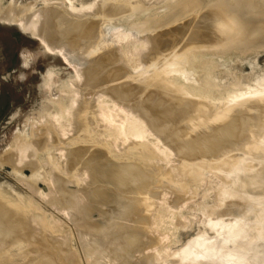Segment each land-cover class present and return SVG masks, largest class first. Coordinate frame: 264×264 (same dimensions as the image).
Here are the masks:
<instances>
[{
	"label": "bare ground",
	"instance_id": "6f19581e",
	"mask_svg": "<svg viewBox=\"0 0 264 264\" xmlns=\"http://www.w3.org/2000/svg\"><path fill=\"white\" fill-rule=\"evenodd\" d=\"M125 1L127 0H106L108 3H104L106 5L102 4L104 1L102 3L98 2L100 6H97V13H94L95 18L93 14V18L90 14H87L88 18L92 19L91 21L87 16H85L86 19L84 16V19H82L78 15L79 18H77V16H75L76 18L74 16L71 17L69 15L70 11L73 13L79 11L71 6L70 9L68 8L69 10L67 9L65 11V14H61L62 16L60 15V18L58 17L59 19L58 23H56V27L53 25L55 28L52 27L51 24L54 18L53 16H55L54 14L51 16L53 17L50 19L51 22L48 20V17H46V22L43 20L45 22V24L43 22V25L49 37H54L55 39H53L57 41L58 39L55 36L58 35V31L60 30L63 32H60L61 36L62 34H68L66 37L63 35L65 38L73 37L76 41H80L81 39L79 40V37L82 36V39L87 41V38L83 36H88V27V30L91 31H88L90 32V37H92V30L93 35L94 33L96 35L97 32L103 33V35L106 33L104 36H107V39L104 38L109 42L110 40L108 41L107 34L111 32V30L104 33L102 29H98L99 27L96 28V26H99L100 21L102 23L104 22L103 18H108L106 24L109 22L108 25L110 24L111 26L113 24L110 23V21L113 19V16L115 17L117 14L122 16L125 13L129 15L131 14L130 12L138 9V0H133V2H131L132 0L130 1V6L135 5L134 9H132L133 7L131 9L127 8L130 6L128 5L129 3L126 5L125 3L127 2ZM163 1L164 4H166V0H162L161 2ZM178 1L179 0H177L175 4L173 0H171L172 3L167 2V5L170 4L171 8L173 7V13L170 11L171 9L169 10L170 12L166 11L167 5H165L166 7L162 6V8L165 9L163 11L168 13L167 15L166 12L163 11H161L162 14L160 11H158L159 13L156 12L157 5L150 6V8L155 9L154 12H149L150 14L147 10H144L145 13L147 12V15L144 13L143 15H145V17L147 16V19L150 16L149 18H153V21H155V18H158V15L165 14L160 16L165 18H160L155 25L153 38L150 37V39H145L147 33H144L145 36L141 35L144 39L142 37H133L134 39L131 38V40L130 37H128L130 40L128 39L129 41H127L124 38L130 30H128L127 33H119L116 39L118 38L120 41L122 39L123 43L125 41L127 42H125V44L118 42L119 44H123L119 47L122 51L120 55H115V57H118L116 61L118 62L119 60V63L115 60L111 61L116 62L117 66H115L116 63H112V67L108 68L109 66L107 64L110 63L111 65L110 58H113L116 51L112 57L109 58L113 51L111 52V50L109 51L107 49L110 54H106L107 52L105 53V50H101L102 53L104 52L106 55H109L107 58L109 62H105L104 64V61L103 63L99 61L98 63L100 64L98 65L107 64V67L102 65V68L99 69L100 67L95 64L98 68L94 65L95 69H92V72L99 70L102 76L104 74L106 76L107 74L108 78L106 77L104 81L101 80L100 75V77L96 78V73V76L92 74L95 77L91 76L92 72L88 70L89 67L86 68L87 70L84 68L86 70V75L87 71H90L87 77L84 74L85 70L83 71V68L74 70L75 81H73L69 87H67V85L61 86V88L65 87V89H68L64 91V89L62 90L60 88L59 91L62 96L52 99L51 102L48 103L50 107L46 112L45 126H41L42 128L37 131L39 136L31 135L32 137H28L20 135L16 137L13 144L15 157L11 159L10 163L13 166L14 172L22 173L24 170H29L32 180L40 181L48 188V193L45 194L42 192L43 190L35 189L28 180L22 179L21 183L26 186V189H29L33 193L36 199L45 200L47 198L46 201H44L47 207L49 206V208L56 210L57 214L59 213L60 216L72 215L74 220L83 228L82 230L92 232V234H106V236L104 234L105 237L103 236L102 239L104 240L102 241L99 238L100 236L97 238L96 235L91 237V233H89V235L87 234L91 239H93L94 236L96 237L95 242L94 240H90L92 241L90 246V241L88 242L89 238L87 241H85V239L82 240L84 243H89L85 244L87 245L85 249L89 252L95 251V255L99 253L96 251L97 243H100L99 241L103 242V244L108 241L110 242L109 244H120L121 241L125 240L126 244L127 242L129 244V246L128 244L127 246L131 249H128L127 256L130 251L132 253L137 252L138 256H140L143 250L140 248L136 249L135 247L139 245L142 246L144 243L146 247L141 248L145 250L148 248L151 249L152 253L147 256L148 259H152L151 261L155 262V259L158 258V254L161 252L157 254L156 251H158L159 248H156L153 243L157 244V242L160 241L164 242L166 239L168 242V238L170 240V234L168 231L164 230V226H174L176 214L168 205V195L174 196L176 192L177 195L175 194V197L179 195L184 197L183 193H186L185 190L187 189L186 185H188V182L187 184L185 183L190 177L195 184L197 180L199 183L200 181L204 183H213L218 177H224L226 178L225 180H228L226 182H234L241 190H246V188L250 186H256L258 183H261V186L264 185H262V183H264V77L258 78V81H256L259 83V86L254 85L257 84L256 82L251 83L252 80L249 81L250 78H247V81L245 80L246 77H242L244 78L243 82H246L244 85H248L247 87H250V89L247 88L245 90L244 88L245 91H241L238 94V89L239 91L241 89L239 86H237L239 88L236 87V83L241 85L240 81L242 78L238 77V79L241 78L240 81L237 79L239 82L234 83L235 81L232 80L233 82L230 81L224 84V81H226L225 76L228 75V73L225 72V74L223 72L225 64L228 63V59H230L225 57L227 49L232 53L238 51V58L244 49L245 51L251 49L254 53L259 49V45H257L258 47L255 46V39H252L255 41H253L254 44L252 42V46L254 45L255 48H257L256 50H252L254 47L248 44L252 41L250 39L252 37L256 38L258 36L259 39L262 41L264 40V0H257V3L261 5H258V9L262 8V12H255L257 10V4L254 2L251 3L252 0H242L244 3H248L249 8L252 7L251 10L254 9L252 10L253 13L244 8L245 5L243 6L241 0H238V3L241 2V4L238 5L234 4L235 1L232 3V0H226L227 2H224L225 0H218L220 6H217L218 8L215 6V9L217 8L216 10L213 9L214 5H212L215 3L214 0V2L211 0V7L213 8L210 7L209 0H193L195 1L194 4L191 3L193 2L192 0H181L180 2L183 1L184 3L183 6V3L181 4L179 2L180 5ZM147 2L145 4H147ZM174 2L176 1L174 0ZM223 2L227 4L225 8L228 10L224 9ZM230 2L232 6L229 9L228 4H230ZM140 4V8L145 9V7H147L144 3V5H142V2ZM215 4L217 5V3ZM95 5L96 3L94 2L85 8L90 10L93 7L95 9ZM125 5L127 7L126 9L123 7V10H125L123 11L121 7ZM233 5L237 6L235 10ZM160 6L161 5H159V7ZM201 6L203 10L201 9L200 11V9L197 8H201ZM142 10L143 9H138L140 13L136 12L137 15L142 14ZM158 10H161V8H158ZM192 10L195 12V15L193 16L192 14V17L187 19L186 17H189L187 16L188 14L194 13ZM230 10H232V12H230ZM189 11L192 12L187 13ZM51 13L52 10L51 12L49 10L47 16H50ZM136 13L134 19L131 14L133 20L136 19ZM180 13H187V15L182 14L181 16ZM126 14L123 16L125 19L130 16L126 17ZM155 14L157 15L155 16ZM177 14H180L181 18L185 21L187 19V21L183 24L184 21L180 20L182 23H178L177 21L179 20L177 18V21L175 20ZM153 15L155 17H152ZM177 16L179 18V15ZM183 16H185V18ZM137 18L141 19L142 16L141 18ZM120 19H122V17H120ZM125 19L123 21H125V23L127 21L129 24L128 27H130L129 22L132 21H130V18ZM139 19L138 21H140ZM38 20L39 19L36 18L31 21L32 23L30 22V32H36L35 30L37 29L35 28ZM116 21L114 20V22ZM144 21L147 25L150 23L149 20V22L146 20ZM144 21L142 20V22L140 21L139 23L133 21L134 24H131L136 26V28H134V26L130 28L137 29L140 27L138 25L141 24L142 26V24H144ZM173 22L175 25H173ZM187 22L188 26L183 27L182 24L187 25ZM123 23L124 22L121 23L120 21L118 24L122 25ZM127 23L125 24L126 29H128ZM135 23L138 24L135 25ZM151 23L149 27L143 28L144 25L142 28L140 27L139 29H141V32L142 30L146 32V29H150V26L153 30V24ZM193 23L195 25H193ZM103 24L105 25V22ZM168 25H172V27L170 26L169 29L165 28L163 30V28ZM57 26L58 29H61H56ZM101 28L104 29L103 31H106L107 25ZM120 28L122 29L123 27ZM97 29L101 30V32ZM149 29L148 31H150L151 35L152 31ZM56 30H58V33ZM171 30H174V32L176 31V36H172L173 32ZM244 31L247 32H245L247 37L245 34L241 38L245 37L247 40L250 39V42L248 41L249 43H246L249 49L246 50L244 44V49L240 48L242 50L240 52L237 47H242L239 46L241 38L238 41L239 38L237 34L239 35L241 32L244 33ZM138 33L136 32V36ZM130 35L131 34L128 36ZM133 35L134 33L132 36ZM147 35H149V33ZM59 36L60 35H58V37ZM63 36L62 38H64ZM96 36H98V38L101 37L103 42L105 41L101 35L97 34ZM115 36H117V34ZM93 37L92 41L96 39L95 37L93 40ZM62 38L61 43L64 41L66 42L67 39L64 40ZM43 39L46 38L43 36ZM259 39L258 41L260 43L261 40ZM41 40L42 39H40V41ZM69 41H71V39ZM76 41L74 44H76ZM83 41L84 40L80 43ZM92 41L90 38L88 43H92ZM112 41L110 42L114 45V41ZM151 41L154 43H151ZM262 41L261 48L264 46ZM55 42L56 41H54V43ZM71 42H69V44L73 47V42ZM107 42L105 41V43ZM66 43L65 45L67 47L68 44ZM88 43L87 45L89 46ZM98 43L96 44L98 45ZM100 43L102 45L101 49H105V46L103 47L104 43H102V41H100ZM149 43L150 49L152 44V47L154 46V50L151 49L154 54H150L149 52H152L150 50L148 52L149 55H154L153 57L156 58L155 61L153 60L154 58L152 59L154 61L153 63L150 59L146 61L145 58L148 56L146 55L148 53L144 56L146 52L144 48L148 47ZM78 45L77 42L76 46L78 47ZM45 46H48V44ZM99 46L100 45L94 47L95 51ZM231 47L235 48V50L233 51ZM116 48L114 47L115 50H117ZM155 48H158L159 51L164 53L159 52L157 54ZM80 49L81 48L78 50ZM82 49L85 48L83 47ZM91 49H93V47ZM141 49L145 52H142L143 50ZM99 50H97V52L92 51L99 54L97 55L98 58L101 53H99ZM140 52H142L141 54L145 59H143L141 54L139 55L142 57L143 62H150L147 64L148 71H151L149 74L151 77H149V75L147 76L145 73L146 70L140 71L141 67L138 69V72L141 73L143 71L142 74L134 75L133 70H131L137 65L134 63V59ZM82 53L81 54L84 55L83 58H85V56L87 58L89 54V57H92L90 60L93 63L95 57L97 58V56H92L93 54L91 53V55L86 49ZM243 53H241V56ZM246 53L248 54L246 55L247 57L251 55H249L248 52ZM102 55L103 54H101L100 57H102ZM233 55L235 56V53ZM243 55L245 56V54ZM66 56L67 55H65V57ZM243 57H240V60L241 58L243 59ZM130 58H133L134 66H129L131 68L129 70L127 67L129 65L128 63L132 61ZM147 58H151V56ZM140 59L141 58H138L137 60ZM73 60L74 59H72V61ZM72 61H70V63ZM86 61L89 62V60ZM91 61L89 63L85 62V64L92 66L93 63H91ZM140 61L138 62L141 65L142 61ZM78 64H80V62H78ZM77 66L81 67V64ZM232 66L230 67L232 68ZM74 67L75 66H73V68ZM146 67L145 64V68ZM135 68H137V66ZM128 71H132V73H128ZM226 71H230V69ZM99 72H97V74H99ZM143 74H146V76L144 77ZM224 74L225 76L223 79L222 75ZM236 75L234 76L236 77ZM235 77H232V79ZM249 77H251V75H249ZM83 78L86 82L82 87V84L81 86L79 85L80 82L84 80ZM145 78L150 79L145 80ZM92 80L95 82H91ZM52 81L53 79L51 78L49 83H52ZM249 84L251 85L249 86ZM252 84L254 88H252ZM45 85L44 87H46ZM51 85L52 84H50V86ZM242 86L241 88L243 89ZM67 91H70L69 94H71L66 95ZM33 134H35V132H33ZM241 148L244 150H242L243 153L240 152L244 154V156L241 155L243 158L237 155V152H239ZM200 149L201 152H199L202 153L203 156L198 152ZM197 153H199V156ZM174 158L176 159V164ZM59 160L62 161L61 164ZM44 167L47 168V171H45ZM202 169H206L208 172L203 171L204 175H206L204 177L203 175L201 176V174H203ZM193 182L191 183L192 185H194ZM191 184L189 183V185ZM260 185L258 184V186ZM217 198H215V200ZM221 202H223V200ZM44 210L45 207L33 198L15 197L6 191L0 190V264H76L74 253L66 249L65 246H63L64 244L62 245V242L56 238L59 230H61V226L58 224L60 219L47 213L48 210ZM94 214L98 218L94 219ZM40 229L43 234L41 237H37V232ZM81 231L79 232L81 233ZM82 235L84 237V232ZM155 235L158 236L156 237ZM78 237L82 238L80 235H78ZM99 245L102 244H98V247ZM125 246L126 245H124V248ZM117 247H121V245ZM100 248L102 249L104 247L100 246ZM124 248L123 251L126 249ZM134 248L136 250H134ZM85 249L83 251H86ZM107 250L109 251V249ZM102 251L104 250H101V254ZM105 252L106 251H104L103 255L106 254ZM125 252L126 251H124V254ZM84 254L88 253L84 252ZM89 255L90 254H88V256ZM63 258H65V260H63ZM102 259H104V257ZM145 259L144 262L147 263L146 261L148 259L146 261ZM149 261L150 260H148V263ZM106 262H108V260ZM100 263H102V261H100Z\"/></svg>",
	"mask_w": 264,
	"mask_h": 264
},
{
	"label": "rangeland",
	"instance_id": "374dc122",
	"mask_svg": "<svg viewBox=\"0 0 264 264\" xmlns=\"http://www.w3.org/2000/svg\"><path fill=\"white\" fill-rule=\"evenodd\" d=\"M103 1L102 0H0V190L6 191L15 197L19 196V197L33 198L37 202L42 204V206L45 207L44 211L48 210L47 213H50L54 217L59 218L60 222H58V224L61 226V230H59L56 238H57V240L62 242V245L64 244L63 246H65L66 249H68L74 253V255H75L74 259H75L76 264H102V263L103 264H105V263H108V264H117V263L118 264H130V263L131 264H149L150 262H151L150 264H155V263L156 264H264V185H263L264 183H262L263 186L260 185L261 183H258L260 186H258V184H257L256 186L254 185V186H250V187L246 188V190H244V189L241 190V188L239 189L238 185L235 184L234 182L233 183L226 182L228 180H225L226 178H224V177H221V178L218 177V179L217 180L215 179L213 183H210V182L204 183L203 181L202 182L200 181V183H199L197 180V182H196L197 185L193 182V180L190 177V179H188V181L186 180V183H185V184H187V182H188V185H186L187 189L185 190L186 193H183L184 197L179 195L180 199H179V196H177L178 197V199H177V197H175L177 195L176 192L174 193V196L168 195V205L172 208L171 210L176 214L175 219H174V226L175 227L174 226H171V227L170 226H164L165 227L164 230L168 231V233L170 234V240L168 238V242L166 239V241H164V242L160 241V242H157V244L153 243L154 246H156V248H159L158 251H156L157 254H158V252L159 253L161 252L160 254H158V258H156L155 259L156 261L154 262V261H151L152 259H148V256L152 253L151 249L148 248V249H146L147 251L145 249H142V248L146 247L144 245V243L142 244V246L139 245V246L135 247L136 249L140 248L141 250H143V251H141L142 252L141 255H143V256H141V255L138 256L137 252L132 253L131 251L129 252V255L127 256L126 254L128 253L127 251L130 247H128L129 246L128 242H127V244H128V246H127L125 240H123V239H121L123 241L120 240L121 241L120 244L119 243L109 244L110 242L108 241V242L104 243L105 244V246H104L103 242H101V241L104 240L102 238H103L105 233H101V234L100 233L99 234L93 233L92 234V232H87V231L82 230L83 228H81L80 225L77 223V221L74 220L72 215H68L69 217L66 215L60 216L59 213L57 214L56 210L51 209V208H49V206L47 207L45 205L46 202H44V201H46L47 198L45 200L36 199L33 196V193L29 189H26V186H24V184L21 183L22 179L28 180L33 185V187L35 189H38L41 191L43 190L42 192L45 194L48 193V188L44 183L31 179L29 170H24L22 173H15L14 172L13 166L11 165L10 161L13 157H15V155H14L15 152L13 150V147H14L13 144H14L16 137L20 136V135L21 136L25 135L28 137H32L34 135L39 136V133L37 131L40 128L45 126L46 112L48 111V109L50 107L49 106L50 104H48V103H50L52 99H56V98L62 96L61 92L59 91L61 86L67 85V87H69L71 85V83L73 81H75L74 80V75H75L74 70H76L77 68L79 70L83 68V71H84L86 68L89 67L88 70H90L92 72V69H95L94 68L95 64L98 65L100 63H103V61H104V64H105V62H109L108 61L109 59H107L109 55H106V54H110V53L107 51V49L109 51L111 50V52L113 51L112 54L109 56V58L112 57V55L116 51V53L113 55V58H110V62L114 61V60L116 61L118 59V57L117 56L115 57V55L116 54H118V56L120 55V52H122V51L119 49V47H121L123 44H125V42L129 41L131 38L132 39H134L136 37L141 38L142 37L141 35L145 36L144 33H147V34L149 33V35H150V31H148L149 28L146 29V32L143 30L141 32V29H139L140 27L142 28L143 25L145 26V27L143 26V28H146L147 26L149 27L150 23L153 21V18L152 19L149 18L150 16L148 17V19L146 18L147 16L145 17V15H147L146 14L147 12L152 13V11L154 12V10H155L154 8H150V6H152V5L156 6L157 5L156 6L157 7L156 12H158V11L161 12V11L165 10L164 8H162V6L166 7L165 5H167V2L169 0L165 1L166 4H164V1L161 2L162 0H152V1L151 0H141V1L138 0V2H140V3L142 2V5H144L147 1H149V2H147V4H145V5H147V7L143 6V7H145V9L140 8L139 5H141V4L137 2V5H138L137 8L143 9L142 10L143 12H142V14L137 15L136 12L140 11V10L138 11L137 8H136L137 10L133 11L134 13L130 12L131 14L133 13L132 14L133 19L135 18L134 16L136 13V19L135 20L138 23L140 21L142 22V20L143 21L149 20L150 23L147 25L144 21V24H142V26L140 24V25H138L140 27L137 26L138 28L134 29V28H136V26L132 25L131 23L134 24V22H136V21L132 19L131 14H129L130 15L129 16L125 13L126 17L129 16L128 18H130V21H132L129 23H130V27L134 26V28L132 27L134 30L131 29L130 27H128L129 24L127 23V21H126V23H127L128 29H126V25H125L126 23H125V21H123L125 19V18H123V16H125V14L122 16H119V14H117V16H115L116 18L113 16L112 17L113 19L111 20L113 22L110 21V23L113 24L111 26H110V24L108 25L109 22H107V24H106V20L108 21V18H106V19L103 18L105 25L103 24L104 22L102 23L100 21L99 26H96V28L99 27L98 29H102V32H104V33L111 30V32H108V34H107L108 35V41L113 40L114 42L113 41L112 42L114 43L115 46L113 44H111L110 41L107 42V40H106L107 36H104L106 33L103 35V33L101 34V33L97 32L98 35H101L103 38L104 37L106 38V39L104 38V40L107 43H105V41L103 42V39L100 36L99 37L102 40L100 38H98V36H96L97 34L95 35V33H94V35H93V30H92L91 36L92 37L94 36L93 40L95 39V37H96V39L94 41H92V37L89 36L91 31L88 30V27H87V33H88V36L91 38L92 43L91 42L88 43V41H90V38L88 36H85V35L83 37H86L87 41L85 39H82V36L79 37V40L81 39L80 41H76L73 37L65 38L66 36H68L67 33H66L67 35L62 34V36L63 35L65 36V37L63 36L64 38H62L61 33H63V32H61L62 31V30H60L61 28L58 29V26L56 29H58L60 31L56 30V32L58 31L59 32V33L57 32L58 35L61 36V37L59 36L60 37L59 38L58 35L56 34L57 36H55V37H57L58 41L54 40L55 39L54 37H53L54 39L51 37L53 39V41H52V39L47 34V31L45 30V26L43 25V22H44L43 20H45L46 17H48V20H50L54 17L52 19V22H51V20H50V22L52 24V27H54V26L56 27V23H58V19L60 18V15L65 14V11L68 8L70 9L71 6H73L74 9L76 8L79 11L74 12L77 14H74L72 11H70V12H72V13L69 12V15L71 17H73V16L75 17L78 15L79 17L84 19L83 16L84 17L87 16V18H88V15L90 14V16H92V18H93V15L95 18L94 13H97L96 9L98 10L97 6L98 5L100 6L99 3L103 2L102 4L106 5L104 3L108 2V1L106 2V0H103ZM130 1L131 0H129V2H128V0H127V1H125L127 3H125V2L124 3L126 5L129 3L128 5L130 6ZM136 1H135V3H136ZM175 1L176 2H174V0H173L174 4L177 3V0H175ZM180 1L181 0H179L178 3ZM209 1H210V4L209 3L208 4L210 5V7H211L212 2L215 1V3H217V5L215 3L212 4V5H214V8L213 7H211V8H213L214 10H216L218 8L217 6H220L219 5L220 2L218 0L217 1L212 0V2H211V0H209ZM227 1L225 0L224 2H227ZM233 1H235L234 2L235 5L241 4V2L238 3L240 0L239 1L238 0H232V3H233ZM94 2L96 3L95 9L93 7H92L93 9L91 8L90 10L88 8H85V7H88L91 3L93 4ZM131 2H133V0ZM169 2H171V0ZM194 2L195 1H193L191 3L194 4ZM253 2L257 4V10L255 12H258V11L262 12V10H263L262 8L259 7L260 9H258V5H260V4L257 3V0H252L251 3H253ZM162 3H163V5H162ZM180 3L182 4L183 1ZM242 3H243V6L245 5L244 6L245 9H247L251 12H252V10H254V9L251 10V8H252L251 6H250L251 8H249L248 3H246V2L244 3L243 1H242ZM126 5L122 6L121 9L123 10V7H124V9H126V7H127ZM159 5H161V6L159 7ZM169 5H167L169 7V9H168V7H166L167 8L166 11H168V12L172 11V13H173L174 9L172 10L173 7L171 8V5L170 6ZM183 5H184V3L182 4V6ZM223 5H224V9L228 10L225 8L226 7L225 5H227V4L224 3ZM83 6H84V8H83ZM134 6L135 5H133V6L131 5L130 7H127V8L131 9L133 7L132 9H134ZM215 6L217 7L216 9H215ZM231 6H232V4L230 2V4H228V8L230 9ZM80 7H82L83 9ZM146 8H148L149 11ZM158 8L159 9L161 8V10H158ZM236 8H237V6H234V10ZM150 9H151V11H150ZM179 9H180V7H179ZM197 9H200V11H201V9L203 10V7L201 6V8H197ZM231 9H233V8H231ZM49 10H50V12L52 10V13L50 14V16H47L49 14ZM144 10L145 11L147 10V12L145 13ZM123 11H125V10H123ZM166 11H163V12H166ZM192 11H189L187 13H190ZM200 11H198V12H200ZM53 12H55V13H53ZM227 12H229V11H227ZM230 12H232V10H230ZM143 13L145 15H143ZM187 13H180V14L182 16V14L187 15ZM196 13H197V11H196ZM52 14H54L55 16H53ZM157 14H155V16ZM161 14H162V12H161ZM167 14L168 13L166 12V15ZM169 14H171V13H169ZM180 14H177V15H179L180 19L178 18L177 15H176V17L174 16L175 20H176V18L179 20V21L176 20L178 23H182V21L180 22V20H183V18H181ZM192 14L194 16L195 12L188 14L187 16H189V17H186V18L187 19L191 18ZM41 15L44 17H42ZM66 15H68V14H66ZM163 15H165V14L163 13ZM163 15H160V16H163ZM32 16H34V17H32ZM51 16H53V17H51ZM78 16H77V18H79ZM141 16H142V18L145 17L146 19L145 18L142 19ZM155 16L153 15L152 17H155ZM160 16L158 15L157 16L158 18H155V21H153L151 23V24H153V30L151 29V26H150L149 30L152 31L151 32L152 36L151 35L149 36L146 34L145 39H148V38L150 39V37L153 38V34H154L153 31H154L155 25L160 20V18H163V19L165 18V17H160ZM120 17H122V19H120ZM137 17H140L142 20L137 18ZM183 17L185 18V16H183ZM36 18H38L40 21L38 20V23H37L38 25L36 24V28H35L37 30H35L36 32L34 31L35 33H33V32H30L31 31V27H30L31 25L30 24L32 23L31 21H33ZM128 18H126V19H128ZM85 19H86V17H85ZM88 19L90 21L92 20L90 18H88ZM138 19L140 21H138ZM187 19H186V21H187ZM6 20H7V22H6ZM114 20L115 21L117 20L118 22L116 21L117 22L116 23V22H114ZM120 21H121V23L122 22H124V23L122 25H119L118 23H120ZM183 21H184L183 22V24H184L186 21L185 20H183ZM16 22H18V23H16ZM19 22H22V23H19ZM45 22H46V20H45ZM45 22H44V24H45ZM174 22H173V25H175V23H177V22H175V23ZM101 23H102V25H101ZM138 23H135V25H137ZM89 24H90V22H89ZM183 24H182L183 27L188 26V22L186 23L187 25H183ZM22 25H24V26H22ZM106 25H107V28H106L107 30L103 31L104 29L101 27L102 26L106 27ZM193 25H195V24L193 23ZM63 26H64V24H63ZM119 26L123 27V28L121 29ZM170 26L172 27V25L165 26L163 28V30L165 28L169 29ZM42 28L46 32H44L42 30ZM95 29H94V32H95ZM115 29H118V30H115ZM138 29H139V33H138ZM128 30H130V31L127 33ZM131 30L135 36L134 35L132 36L133 33L131 32ZM88 31H90V32H88ZM98 31L101 32V30H98ZM135 31L138 33L137 36H136ZM43 32H44V34H43ZM122 32L127 33V36H125V38H124L127 41L123 40V41H125L124 43L122 42V39H121V41L118 38L116 39V37H118L119 33L123 34ZM140 32H141V34H140ZM172 32H173L172 36H174L176 34V31L174 32V30H173ZM245 32L246 31H244V33L241 32L239 35L237 34V36L239 38L238 41L240 40V38L243 35H245L247 33V32L246 33ZM64 33H65V31H64ZM116 34H117V36H115ZM129 34H131V35L128 36ZM37 36H38V38H37ZM43 36L46 39H43ZM245 36L247 37V34ZM39 37H41V38H39ZM69 37H70V35H69ZM126 37H127V39H126ZM128 37H130V39ZM61 38L64 40H66V39L70 40L71 39V41L74 39L76 41V44L78 42L79 45L77 47L76 44H74V42H75L74 40L72 41L73 43L68 40L69 42H71L74 45L73 47H71L72 45L69 44V42L67 40H66V42H68V43H66L64 40H62L66 44H68L66 47L64 42L61 43ZM109 38H111V39H109ZM142 38L144 39V37H142ZM243 38H245V37H243ZM243 38H241V42L239 45L242 47H237V49L240 52L242 51L240 48H243L245 46V48L247 50V49H249L250 45L252 46V42L254 41L252 39H255L256 43H259L258 36L256 37L257 39L253 38V37L250 38L252 40L251 42L249 41L250 39L247 40V38H245L246 39L245 40ZM40 39L45 41L48 44V46H45L47 44L41 40L43 42L42 43L40 41ZM82 40H84L83 41L84 43L83 42L80 43ZM151 40H153V39H151ZM259 40H261V39H259ZM54 41H56V42L54 43ZM59 41H60V43H59ZM85 41L89 44V46L87 45V43ZM95 41H97V42H95ZM100 41H102V43H104L103 47L105 46L104 47L105 49H101L102 45H101ZM248 41L250 42V44H248L249 46L246 45V43H249ZM261 41L259 44L255 43L256 47H258L257 45L260 46L258 50H256L257 48H255L254 45L252 46L254 48L250 47V48H252V50L253 49L256 50L255 53L253 51H251V49H249L251 51V53H250L249 50L245 51V49L243 48L245 52L243 51L244 53L243 52H241V53L245 54V56L243 54L241 56V53H240L239 58H238L239 54L237 53L238 51L235 52L234 51L235 48H232L233 46L231 47L234 51L233 53L231 51H228V49H227V52H225V54H226L225 57H228L230 59H228V63L225 64L224 69H223L224 73L225 72L228 73V75H226V76H225L226 73L224 75H222L223 79H224V76L226 79V81H224V84L229 83L232 80L235 81L234 83L239 82L242 77H246L245 80H247V81L250 78L249 81L252 80L251 83H255L256 81H258V78L260 79V78L264 77V46H262V48H261ZM115 42H117V43H115ZM118 42H122L123 44L122 43L119 44ZM152 42L153 41H151V43ZM243 42H245V43H243ZM254 42H253V44H254ZM63 43H64V45H63ZM85 43L87 46L85 45ZM93 43L94 44L98 43V45H100L99 46L100 50L98 48L95 51L94 47L95 46L98 47V45L96 44L95 46H93L94 45ZM262 43L264 44V40L262 41ZM90 44L91 45L93 44V45L91 46ZM109 44H110V47H109ZM116 44H118V45H116ZM81 45L82 46L85 45L86 47L85 46H83V47L86 50H88V52L90 54L92 53L93 54V55L91 54L92 56L99 55V54L92 52V51L97 52V50H99V53L101 52L100 56H101V54H103L104 57H103V55H102L103 58L99 56L100 59L98 58V56H97V58L95 57L94 63L90 60V58H92V57L91 56L89 57V54L87 56V58L89 57L88 59L86 58V56H85L86 59L83 58L84 55H82V54H85L86 52L82 53L83 51H85V49H82L83 47ZM149 45H150V43L148 44V47L144 48V50L146 52L143 49H141V50H143L142 52H145L144 56H146V55H148L149 57L151 56V58H147L148 56H146V58H145L146 61L149 59L151 61L153 58H154L153 60L155 61L156 58L153 57L154 55H149V53L154 54V52L151 50V49H153L154 46L152 47V45H153L152 44L150 46L151 47V49H150ZM106 46H108V47H106ZM47 47L49 50L47 49ZM90 47L91 48L93 47V49H91ZM114 47L115 48L117 47L116 48L117 50H115ZM79 48H81L80 50H82V51L78 50ZM147 49H148V51H147ZM155 49L157 50V54L159 52H162V51H159L158 48H155ZM101 50L102 51L105 50L104 52L105 53L107 52V53L106 54L104 52L102 53ZM149 50L152 52H149ZM160 50H162V49H160ZM142 52H140L136 58L137 59L141 58L140 59L142 61L141 65L143 67L138 62L140 60H137L135 58L134 63L137 64L136 65L137 68H135L136 66L133 65L134 64L133 58H130V59H132V61L131 60H129V61H131L132 63L131 62H130L131 64L128 63L129 65L127 68L130 70L131 68L129 66L133 65L134 67L133 66L132 67L134 69L132 68L131 70H133L134 75L135 74H142L143 71L146 70L148 73L146 71H145V73L148 76L151 71L150 72L148 71V64L147 63H150V62H147V63H145L146 61L143 62V60H142L143 56L141 54ZM230 52H231V54H230ZM246 52H248L249 55L250 54L251 55L247 57L246 55H248V54ZM146 53H148V54H146ZM162 53H164V52H162ZM234 53H235V56L233 55ZM62 54L63 55L65 54L68 57L67 56L65 57V55L63 56ZM140 54L142 57L139 56ZM240 57H243V59L241 58V60H240ZM66 58H67V60H66ZM72 59H74V60L72 61ZM93 59H94V57H93ZM143 59H144V57H143ZM69 60L72 61L73 63L72 62L70 63ZM86 60H89V62L91 61V63H93L92 66L85 64V62L89 63ZM153 60H152V63L154 62ZM99 61H100V63H98ZM78 62H80L81 67L77 66V65H80V64H78ZM116 62H111V65H110V63H107L109 66L108 68L112 67V63L114 64ZM117 63H119V60ZM117 63L115 64V66H117ZM144 63L147 66L146 68H145ZM104 64H102V65H104ZM72 65L75 67L73 68ZM97 65H95L96 68H98ZM102 65H98L100 67L99 69L102 68L101 67ZM106 65H104V66H106ZM138 65H140V66H138ZM230 66H232V68ZM90 67H93V68H90ZM140 67H141V69H140ZM136 69H137V71H136ZM138 69H140V71L141 70H143V71L141 73H139ZM228 69H230V71H226ZM86 70L84 71L85 73L82 70L81 71L86 75ZM90 71H87V75H88V73H90ZM97 72H99V70L92 72L91 76H93L92 74L95 75V73H96V75H97L96 78L101 76V80L104 81V79H106V77H107V74L105 76V74L103 73L104 74L103 75L104 77H103L102 73L99 72V74H97ZM128 73H132V71H128ZM146 74L145 75L143 74L144 77L146 76ZM236 74H239V75H236ZM50 75L51 76L53 75V76L51 77ZM87 75H86V77H87ZM143 75H142V77H143ZM234 75H236V77ZM249 75H251V77L252 76L253 77L251 78V77H249ZM49 76H50V78H49ZM95 76H93V77H95ZM149 77H151V75H149ZM232 77H235L236 79L235 78L232 79ZM238 77H241V78L238 79ZM51 78L53 79V81H52V83H49V80ZM147 78H145V80L150 79V78L149 79H147ZM243 79L244 78H242L240 81L241 85H238L236 83V87L239 86L241 89L240 91L238 89V91H237L238 94L241 91L244 92L247 88L250 89V87H247L248 85H246V84H245L246 86L244 85V83H246V82H243ZM46 81H47V84L49 83L48 84L49 86L47 84L45 85ZM83 81L80 82L79 86H81V84H82V87H83L86 80L84 79ZM91 82H95V81L92 80ZM242 83H243V86H242ZM247 83H249V82H247ZM256 83L257 84H254V85L259 86V83L258 82H256ZM50 84H52V85L50 86ZM44 85L46 87H44ZM250 85L251 84H249V86ZM254 85L252 84V88H254ZM241 86L243 87V89L241 88ZM239 87H237V88H239ZM244 88H245V90H244ZM61 89L62 90L64 89V91H66L68 88L65 89V87H62ZM69 92L67 91L66 95H70L71 93L69 94ZM33 132H35V134H33ZM242 150H243V148H241V150H239V152H237V155H240V156L243 155L244 156V154H241V153H243ZM199 151L201 152V149L198 150V152ZM199 153H197L198 156H199ZM200 154L202 155V153H200ZM241 158H243V157L241 156ZM174 162L176 164V159ZM59 163L61 164L62 161L59 160ZM44 169H45V171H47L46 167H44ZM203 171L207 172V170L202 169L203 174H201V176L203 175V177H204L206 175H204ZM207 173H205V174H207ZM191 180H192L194 185L191 184L192 183ZM189 183L191 185H189ZM167 189H169V188H167ZM189 189H190V191H189ZM187 190L189 193L187 192ZM240 193H242V194H240ZM215 198H217L218 201H217V199L215 200ZM222 200H223V202H221ZM93 217H94V219L98 218L95 214ZM121 217H122V215H121ZM72 222H73V224H72ZM40 230L37 232V237H41L43 234L42 230L41 231ZM79 231H81L82 234L84 232L85 238L83 237V235ZM85 232H86V234H85ZM89 233H91L90 234V236L92 235L91 237H93V235H96L97 238H98V236H100L99 238L101 239V241H99L100 239L98 240L100 243H97V247H96L97 248L96 251L99 252V253H97V255L99 254L98 255L99 257L97 255H95L96 254L95 251H93V252H95V253H93V252H89L88 250L85 249V248H87L86 247L87 245H85V244H89L88 242L90 240H92V241L94 240V242H95L96 237L94 236V238L91 239V237L87 236V234L89 235ZM78 235L82 236V238L78 237ZM105 236H106V234H105ZM155 236L157 237L158 235H155ZM79 238H81V239H79ZM83 239H85V241H87V239H88V242L84 243V241H82ZM66 240H68V241H66ZM64 241H65V243H64ZM92 241H90L89 246L91 245ZM94 242H93V244H94ZM144 242H145V239H144ZM66 244L67 245L69 244V245L67 246ZM98 244H102V245H99V247H98ZM161 244H163V245H161ZM108 245H110V246H108ZM119 245H121V247H117ZM124 245H126L125 246L126 249L124 248ZM100 246H102L104 248L101 249ZM106 248L109 249V251ZM123 248L125 249L124 251H126L125 254H124ZM135 248H134V250H136ZM84 249L86 251H83ZM101 250L106 251L105 252L106 254L103 255L104 251H102V254H101L100 253ZM129 250H131V249H129ZM134 250H132V251H134ZM84 252H86L90 255L88 256V254H84ZM118 254H119V256H118ZM87 256H88V258H87ZM65 257H67V256H65ZM103 257L105 260L102 259ZM90 258H93V259H90ZM126 258H128L129 260ZM139 258H140V260H139ZM142 258H143V260H142ZM145 258L150 260L149 263H148V260ZM109 259H110V261H109ZM113 259H115V260H113ZM144 259H145V261L147 260L146 261L147 263L144 262ZM63 260H65V258H63ZM107 260H108V262H106ZM130 260H132V261H130ZM100 261H102V263H100ZM114 261H115V263H114ZM122 261H123V263H122ZM124 262H127V263H124Z\"/></svg>",
	"mask_w": 264,
	"mask_h": 264
}]
</instances>
